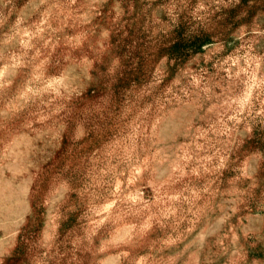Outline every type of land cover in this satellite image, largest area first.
I'll use <instances>...</instances> for the list:
<instances>
[{"label":"rangeland","instance_id":"rangeland-1","mask_svg":"<svg viewBox=\"0 0 264 264\" xmlns=\"http://www.w3.org/2000/svg\"><path fill=\"white\" fill-rule=\"evenodd\" d=\"M0 264H264V0H0Z\"/></svg>","mask_w":264,"mask_h":264}]
</instances>
